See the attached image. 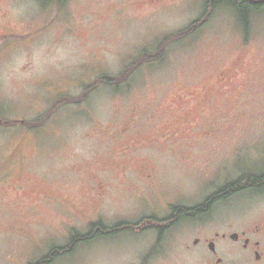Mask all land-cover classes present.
<instances>
[{
	"label": "rangeland",
	"instance_id": "374dc122",
	"mask_svg": "<svg viewBox=\"0 0 264 264\" xmlns=\"http://www.w3.org/2000/svg\"><path fill=\"white\" fill-rule=\"evenodd\" d=\"M206 1L0 0V112L32 121L57 97L120 74L165 36L203 23ZM253 16L248 42L234 10L221 8L121 92L101 88L37 131L0 127V264H36L91 221L163 220L264 174V11ZM234 232L259 242L264 258V187L181 221L164 256L201 264L180 246L215 240L223 264H247L228 242ZM155 239L150 230L105 236L54 264H137Z\"/></svg>",
	"mask_w": 264,
	"mask_h": 264
},
{
	"label": "trees",
	"instance_id": "16d2710c",
	"mask_svg": "<svg viewBox=\"0 0 264 264\" xmlns=\"http://www.w3.org/2000/svg\"><path fill=\"white\" fill-rule=\"evenodd\" d=\"M42 4L56 3L59 6H64L67 0H38ZM262 0H207L205 4V12L203 14V23L200 20L193 22L188 27L169 34L163 38L160 44L154 51H144L137 58L133 59L129 65H127L123 71L118 75H101L97 77L93 82L86 85L83 88L82 93L79 96L62 95L57 97L48 110L32 121H15L13 119H7L0 112V127L5 129H17L28 131H37L49 124L50 120L62 109L70 107H79L83 109V105L86 104L93 93L101 88H111L115 92L119 93L123 87L126 86L131 79L142 69L144 66L155 65L163 62L169 52L170 47L177 45L187 39L192 38L206 23L211 21L217 10L229 7L234 10L237 15L239 26L245 34L246 41L250 39L252 32V21L255 13H261L264 11V3ZM264 187V174L253 175L244 174L237 181L227 184L225 187L220 188L216 193L211 195L205 203L194 208H185L175 206L172 208V214L170 219H163L156 221L155 218L143 219L152 221L153 225L162 226L168 221L175 220V218H182L183 216L190 215L197 216L200 212H206L212 204L219 200L228 199L232 195L251 189H259ZM92 223L88 226L89 231L87 233H79L74 231L70 237L69 242L60 247H55L49 250V253L39 260L36 264H54L56 261L68 256L75 255L80 248L81 243L96 240L105 236H115L123 232L129 231L134 228L135 224L119 222L113 226H106L101 222ZM147 222V221H146Z\"/></svg>",
	"mask_w": 264,
	"mask_h": 264
},
{
	"label": "flooded vegetation",
	"instance_id": "af4514ba",
	"mask_svg": "<svg viewBox=\"0 0 264 264\" xmlns=\"http://www.w3.org/2000/svg\"><path fill=\"white\" fill-rule=\"evenodd\" d=\"M208 210L209 208L207 209L206 212H200L197 216H195L196 213H194V215H190V217L197 218V217L205 216L208 214ZM172 213L173 212H171V214ZM171 214L165 219H170ZM191 218H189L188 216L187 217L183 216L180 219L175 218V220L168 221L162 226L153 225L152 221L149 220H146L147 222L140 221L138 223H134L135 224L134 228L129 230V232L142 233L145 230H150L155 234L156 239L150 248L148 246L146 253L143 257L132 258V261L133 262L139 261L137 262V264H169L170 261H168V259L164 256L166 251L165 237L169 232H171L175 227H177L181 221ZM98 222H101V220L99 219ZM227 235L228 234H223L222 238L227 239L228 238ZM233 235H237V239H233L232 238ZM219 236H220L219 233H217L216 237L218 238ZM229 237L232 241H228V242L239 246V248L237 249L243 252H247L249 254V260L247 264H264L263 255H261L259 251L260 248L259 242H251V240L249 239H246L245 241H241L240 236L237 232L229 234ZM212 245H214L215 250L212 249ZM234 249L236 248L234 247ZM180 250H182L184 253L188 255H194L196 257V260H198L201 264H214L213 263L214 259L216 260L215 264H223V260L221 258H218L220 250L217 248L215 240L202 241L200 239H195L191 243H186L180 246ZM251 260H255V263H253ZM130 264L133 263L131 262Z\"/></svg>",
	"mask_w": 264,
	"mask_h": 264
},
{
	"label": "water",
	"instance_id": "95a60500",
	"mask_svg": "<svg viewBox=\"0 0 264 264\" xmlns=\"http://www.w3.org/2000/svg\"><path fill=\"white\" fill-rule=\"evenodd\" d=\"M260 2L264 3V0H262V1H260ZM232 238H233V239H237V235H233ZM212 249L215 250L214 245H212Z\"/></svg>",
	"mask_w": 264,
	"mask_h": 264
}]
</instances>
